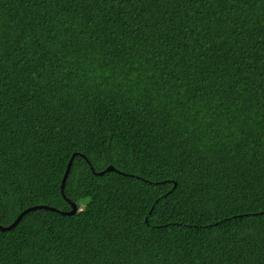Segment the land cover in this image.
I'll return each mask as SVG.
<instances>
[{"label":"trees","instance_id":"16d2710c","mask_svg":"<svg viewBox=\"0 0 264 264\" xmlns=\"http://www.w3.org/2000/svg\"><path fill=\"white\" fill-rule=\"evenodd\" d=\"M0 61L6 108L20 105L0 141L11 205L44 204L29 179L84 133L135 141L146 160L93 174L107 210L106 188L72 216L39 209L43 236L27 217L0 231L2 264H264V0H0ZM27 111L48 131L32 135ZM157 152L172 166L150 173ZM161 183L175 191L157 217ZM125 190L143 196L125 201L128 225L109 214Z\"/></svg>","mask_w":264,"mask_h":264},{"label":"snow or ice","instance_id":"6c2138e0","mask_svg":"<svg viewBox=\"0 0 264 264\" xmlns=\"http://www.w3.org/2000/svg\"><path fill=\"white\" fill-rule=\"evenodd\" d=\"M7 73L4 71L3 61H0V141L3 140V119L5 115L15 112L20 108L19 104L9 105L6 108L5 97L7 95ZM40 115H34L33 112H25L23 119L29 121V127L31 128V134L34 136H40L41 131H48V127L41 121ZM135 127V125H130ZM87 137L80 147H77V141L71 140V148L74 150V154L65 153L63 156H56L55 167L46 164L41 172L43 175H37L34 178L29 179L28 187L30 190L35 191L38 199L44 201V204H33L30 201L28 206L20 204L18 207L11 205L7 199L8 193L5 185L0 181V225L5 224L9 216H18L14 223L18 224L20 220H24L25 225H29V231L35 229L37 237L43 236L49 232L50 229V217L47 214H41L38 210L42 207L55 208L57 204L64 208L70 206H77L81 201L84 203L85 209H91L97 200L101 199V195L107 188L109 191L104 195V199L101 203L104 205L105 210L108 209V204L105 201L111 202V185L109 181H105L101 178L103 175H107L108 172L116 168L118 164L123 163L126 167L136 169L137 166H144L145 159H137L136 151L138 146L135 141L129 143L125 141L119 135H111L110 140L97 142L93 140V134L84 133ZM54 138L50 133V139ZM87 144V147H84ZM3 144L0 143V150H2ZM183 152V150H181ZM181 159L187 160L186 155H182ZM148 163H156L161 161L156 168H150L149 172H165L166 168H170L172 165L168 156H161L158 152L155 155L146 156ZM173 159H176L173 156ZM67 161V162H65ZM5 164V158L0 157V174L3 172ZM99 171L101 176H97V180L93 181L92 176ZM141 173L136 171L134 173L135 178H139ZM176 176L166 175V179L175 180ZM181 178L183 174L181 173ZM98 181V183H97ZM162 191L154 198L150 211L155 213L157 217L164 215L169 210V196L175 191L174 187H169L167 183H161L158 185ZM179 187V185H176ZM130 190V189H129ZM129 190H125L120 196V199L116 201L113 206V211L109 212L110 215L122 219L125 225L133 223L131 215L127 213L126 200L135 201L137 197L143 200L141 192L138 190L129 196ZM87 197L88 199H84ZM142 211V209H138ZM87 212L81 209V215H86ZM139 226V225H137ZM5 235L0 233V264H2V258L4 255L3 240Z\"/></svg>","mask_w":264,"mask_h":264},{"label":"water","instance_id":"95a60500","mask_svg":"<svg viewBox=\"0 0 264 264\" xmlns=\"http://www.w3.org/2000/svg\"><path fill=\"white\" fill-rule=\"evenodd\" d=\"M112 171H115L114 169ZM111 172V171H110ZM97 175H101L100 173H96ZM175 186V184H174ZM40 209H43V210H49V211H55V212H59L60 214L62 215H67V216H72V215H75L76 212H77V207L75 205L73 206H70V211L69 212H61V211H58L56 209H53V208H50V207H42ZM16 219H19V217H17ZM15 219V220H16ZM17 224L16 223H12L10 224L9 226H2L0 225V231L1 232H5V231H10L12 228H14Z\"/></svg>","mask_w":264,"mask_h":264}]
</instances>
